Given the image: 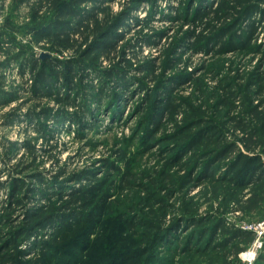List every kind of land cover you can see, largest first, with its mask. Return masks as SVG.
Wrapping results in <instances>:
<instances>
[{
	"label": "trees",
	"instance_id": "16d2710c",
	"mask_svg": "<svg viewBox=\"0 0 264 264\" xmlns=\"http://www.w3.org/2000/svg\"><path fill=\"white\" fill-rule=\"evenodd\" d=\"M25 1L17 0V4ZM27 1L30 2V0ZM86 1L94 2L96 5L101 2V0H36L30 4V7L41 11L42 15L39 16L40 19L37 18L38 15H35L32 21L26 24V31L37 37L46 35L50 39L61 40L64 44L68 43L76 47L90 45L91 51L99 48L101 52L93 59L82 58V53L78 57L60 59L36 56L30 52L22 58L21 53L4 51L11 59L21 60L22 74L32 72L34 76L31 92L33 97L40 100L41 110H44L42 114L34 113L38 115V123H35L33 128L43 132L42 137L47 141L54 138H52V131L45 126L44 120L53 116L54 108L42 105L43 98L54 97L53 101L56 103L63 104L66 101L74 104L76 100H70V97L76 94L77 99L86 91L84 81L88 76V68L97 67V63L101 62L100 55L111 48L114 39H122V33L118 31L119 27L128 26L129 20L135 23L145 21L134 14L144 0H133L120 15L112 14L103 17L96 10L97 6L91 9L85 8L83 4ZM146 1L150 3L149 15H155L159 11L156 0ZM108 9V6L104 7V10ZM174 13L175 16L168 13L169 18L182 19L191 24H181L179 28L181 33L173 38L170 46V48L173 47L171 48L173 55H167L168 61L164 70L158 71L159 67L155 66L154 62H149L144 68L147 71L145 77L152 76L156 88L146 93L148 87L144 82L129 75L133 63L130 59H125L123 62L127 65L126 68L115 66L110 70H104L103 75L100 74V78L103 77V81L100 82V91H104V96L109 97L105 103L106 108L109 111L112 109L115 111L118 107L117 103H123L127 93L131 95L139 89H144V97L152 98L149 117L146 119L145 127L141 129V139L146 142L145 145H151L159 140V138L150 137L153 129L167 130L169 125L173 128L162 137L163 141L167 142L166 151L171 153L166 154L167 157L160 164L159 174H163L162 180L169 186H181L184 189L188 188L195 179L204 181L209 179L213 183H224L227 185L224 191L214 195L215 199L221 198L219 207L226 210L230 208V204H233L235 210L242 212L245 216L257 213L262 217L264 216V161L262 159L264 154V68L261 70L258 66H254L252 70L242 69L241 60L237 62L233 56L252 53L261 54L264 59V44L258 42L260 36L258 31L264 27L261 24L264 16V0H181L180 6L175 8ZM136 25L141 24H134ZM183 25H189L191 28L183 30ZM143 37L145 42L157 43V40L163 37V33L152 30ZM9 40L10 38H4L6 43L0 44V50L5 44H11ZM186 48L195 54L209 53L215 61L203 66L204 72L195 75L188 71L187 63L183 60V49ZM226 55H230V59L224 57ZM183 63L185 66L181 68ZM168 72L173 75L169 76ZM232 72L234 74H231ZM108 79L120 81L117 90L112 88L113 90L107 91L109 90ZM134 80H137L138 88L132 89L130 85ZM187 82L194 87V90L186 98L178 100L174 88ZM61 88L68 90V94H62ZM74 88L76 90L73 92ZM25 89L28 91L27 87ZM4 92L6 91L0 89V94ZM64 95L67 96L64 97ZM11 99L14 98L5 100L3 103L6 104ZM81 106L83 113L91 112L89 104L82 102ZM66 113L64 109L54 110V115L66 117L69 115ZM86 121L84 117L80 119L81 128L89 123ZM230 131L233 134L239 131V141L245 151L242 147H238L236 141L233 142L226 136V133ZM8 147L11 149L10 153L13 152L16 150L17 142L10 141ZM24 147L33 152L37 150L36 145L30 141L25 142ZM234 150L238 151L236 157L226 161L225 158H228ZM125 159L127 164L124 167L114 164L113 169L120 173L121 168L127 167L125 181L128 180V183L134 174H128L132 164L131 158ZM179 171H185V181L180 179L183 176L178 175ZM59 176L60 172L48 179L39 175L37 180L49 187L53 185V180L55 183L56 180L59 181ZM87 177L89 176L79 177L76 180L78 186L67 193V198L60 199V204H51L46 209L44 205L27 209L24 223L16 227L12 223L14 220L12 212L22 203V198H19L20 194L17 193L25 187V181L23 178H15L11 184V197L18 198H16V205H13V201L10 200L5 204L1 202L0 205V226L9 227L6 230L7 240L0 246V264H56L53 257L56 253H59L60 261L63 258L60 264L72 262L70 252L64 248L67 242L63 241L60 233L63 230L71 231L74 224L82 222L83 226L76 229L73 241L88 242L96 222L105 219L108 214L117 215L114 213L116 210H113L115 197L113 198L110 185L104 187L106 181L95 174H92L90 179ZM111 184L117 187L116 182ZM155 184V190H150V194L157 192L161 187L158 177L151 183V185ZM233 188L238 192L231 190ZM31 191V198H35L37 194L45 196L42 188L35 187ZM158 195L159 191L155 193V196L153 195L155 198L151 205L153 217L145 218L142 215L131 214L122 217V222L129 233L134 232L135 226L157 230L158 232L153 231L152 235H148L152 246L155 244V247H158L161 243H167L170 244L168 246L170 248L172 238L177 237L178 231L187 226V223L200 226V237L203 239L205 235H208V238L202 244L200 242L201 245L196 241V248H193L194 234L186 235L183 239L182 251L179 252V246L172 248L179 254L189 250L195 252L206 250L214 245V248L224 251L225 258L229 261L231 256L237 258L245 248L235 242L236 239H244L246 244L253 240L252 232L235 227L232 222L227 221L223 212L219 215L208 213L205 216L185 213L181 218L168 220L169 212L166 208L168 204L163 196ZM188 205L189 202L184 201L181 207L188 210ZM49 227L54 229L53 234L50 233V240L41 239L32 242L33 244L29 246L30 249L35 250L33 259L36 261L24 260L23 250L10 249L11 245L20 246L25 238H30L32 234L38 235L39 231H46ZM218 236L222 237L219 242H217ZM168 239L170 242H167ZM130 240L133 246L126 247L124 251L122 247L116 248L119 251L112 257L111 262L117 261L119 259L117 257L124 260L130 256L140 257L151 252L150 248L145 252L144 247L141 246L143 238L137 232L131 235L128 241ZM59 241H62V245ZM229 245L232 246L230 249L227 248ZM98 258L91 257L85 264H94L98 262ZM165 259L150 253L145 264H165ZM254 264H264V245Z\"/></svg>",
	"mask_w": 264,
	"mask_h": 264
},
{
	"label": "rangeland",
	"instance_id": "374dc122",
	"mask_svg": "<svg viewBox=\"0 0 264 264\" xmlns=\"http://www.w3.org/2000/svg\"><path fill=\"white\" fill-rule=\"evenodd\" d=\"M34 1L36 0H30V2L26 0L21 4H17V0H0V44L6 43L4 38H10L8 42H11V44L8 43L9 45L5 44L4 48L0 50V76H3V78H0V89L6 91L0 94V185H2L0 187V205L1 202L5 204L8 200L13 201V205H16L17 197L15 196L14 199L11 197V184L15 178H23L25 181V187L17 193L20 194L19 198H22V203L18 209L12 212L14 226L24 223L27 209H33L37 205H44L46 209L51 204H60V199L67 198V193H70V190H75V186H78L76 180L79 177L87 175L92 178V174H95L106 181L104 187L110 185L111 190H113V198L115 197L113 210H116L114 213L117 215L108 214L105 219L96 222L94 232L88 242L75 243L73 241L76 229L83 226L82 222L74 224L73 230H63L60 233L63 241L67 242V245L64 246L65 250L70 252L72 262L69 264H85L91 257L98 258V256V262H94V264H145L147 258L150 257V253H154L160 258H166L165 264H254L264 245V229L250 230L247 226L250 225L253 226L252 228H256L264 221V216L261 217L257 213H250L245 216L242 212L236 211L233 204H230V208L226 210L219 207L221 198L215 199L214 195L224 191L227 186L224 183H213L209 179L205 181L195 179L186 189L181 186L172 187L167 185L162 180L163 177L161 176L163 174H159V171L161 169L160 164L167 157L166 154L171 153L166 151L167 142L163 141L162 137L171 132L173 128L169 125L166 128L167 130L164 128L153 129L150 137L159 138V140L151 145L146 146V142L141 139V129L145 127L146 119L149 117L150 113L148 114V112L152 98H145L144 89H139L135 94L130 95L127 93L123 103L118 102L117 109L109 111L105 104L109 97L104 96V91H100V82L103 81L100 74L103 75L104 70H110L115 66L126 68L127 65L123 62L125 59H130L133 63L129 75L131 74L135 79L142 80L149 88L145 87L146 93L156 88L152 76L145 77L147 71L144 68L149 62H154V65L159 67L158 71L164 70L168 61L167 55H173L171 50L173 47L170 48V46L173 38L181 33V29L179 30L181 24H191L184 22L182 19L169 18L168 13L175 16V8L180 6L181 0H156L159 11L152 16L149 15L150 3L146 0L141 1L138 10L134 14L145 21L143 23H135L132 20L127 21L128 26H121L118 29L122 33V39H114L111 48L100 55L99 61L101 62L97 63V67L88 68L86 65L89 71L84 81L86 91L79 95L77 99L76 94L70 97V100H76L74 104L66 101L63 104L56 103L53 101L54 97L43 98L42 105H49L54 110L64 109L67 111L66 114H69L62 117L58 114L54 115L53 110V116L44 120L45 126L52 131V138H54L48 141L42 137L43 132L41 133L33 128L34 124L38 123V115H34V113L39 112L38 114H42L44 110H41L40 100L33 97L31 92L34 76L32 72L22 74L21 60L11 59L4 51L21 53L22 58L30 52L36 56L45 54L47 57L60 59L78 57L82 53V58L93 59L101 50L98 48L91 51L90 45L76 47V45L64 44L61 40L55 41L46 35L37 37L33 33H27L26 24L31 22L35 15H38L37 18L39 19L41 18L39 16L42 15L41 11L30 7V4ZM132 2L133 0H101L96 5L94 2L86 1L83 6L87 9L97 6L96 10L103 17L122 14L124 9L130 6ZM105 6H108L109 9L104 10ZM262 19L261 24L264 26V16ZM134 24L141 25L134 26ZM188 28L191 27L183 25V30ZM152 30L163 33V37L157 40V43L145 42V37H143V35L151 33ZM258 32L260 33L258 42L264 44V27L260 28ZM183 52V60L187 63L188 71L195 73V75L204 72L203 66L215 61L209 53L206 55L203 53L195 54L189 48L183 49ZM224 57L230 59V55ZM233 59L237 62L241 60L242 69L245 70H252L254 66H258L261 70L264 68V59L261 54H243L242 56H233ZM184 66V63L181 64V68ZM168 74L170 76L172 73L168 72ZM118 82L120 81L117 80L116 82L115 79H108L107 88L109 90H106L111 91L112 88L117 90ZM132 83L130 85L132 89L138 88L137 80ZM26 87L28 91H25ZM75 90L74 88L73 92ZM174 90L178 100H180L189 96L194 87L187 82L181 83ZM61 91L62 94H68V90L65 88H61ZM66 96L64 95V97ZM10 98L14 99L6 104L3 103V101ZM82 99L87 101L84 102ZM82 102L91 106L89 114L87 112L83 113ZM83 117L84 121L88 120L86 122L89 123H86V127L81 128L80 119ZM236 132V134H233L230 131L226 133V136L233 142L236 141L238 147H242L238 137L240 133L239 131ZM10 141L17 142L16 150L11 153V149L8 147ZM28 141L36 145V151L33 152L24 147L25 142ZM242 150H244L243 147ZM237 152V150H234L225 160H232L236 157ZM127 157H130L132 162L128 174H134V177L128 183V180L125 181L127 167L125 169L121 168L120 173L113 169L114 164L124 167L127 164L125 159ZM262 159L264 161V154H262ZM58 172H60L59 181L56 180L55 183L53 180L52 186L47 187L45 183L37 180L39 175L48 179L53 178V174ZM178 175L183 176L180 179L185 181V171H179ZM157 177L161 184V187L158 188V196H163L167 202L166 204H168L166 207L169 212L168 220L181 218L185 213L189 215L198 214V216L199 214L205 216L208 213L212 215L225 213L227 221L232 222L235 227L253 233L252 242L246 244L244 239H236L235 242L240 243L245 248L237 258L231 256L228 261L225 258L224 251L214 248V245L206 250L196 252L189 250L179 254L184 248L183 239L186 235L194 234L193 248H196V241L202 244L207 240L208 235H205L206 237L204 236L203 239L200 237L201 228L198 225L193 226L187 223V226L178 231L177 234L179 235L172 238L170 248L168 247L170 244L167 243H161L158 247H155V244L152 246L148 235H152L155 230L135 226L133 233L137 232L143 238V245L141 246L144 247L145 252L149 248L151 252L140 257L130 256L124 260L117 257L119 258L117 261L111 262L112 257L119 251L116 248L122 247L124 251L126 247L133 246L131 240L128 241L133 233H129L126 225L122 222V217L129 214L142 215L145 218L153 217L151 205L155 199L153 197L158 191L153 194H150L149 191L156 187L157 183L155 185H151V183ZM113 182H116L117 187L112 186L111 183ZM123 184H125L124 187H122ZM35 187L42 188L45 196L37 194L36 199L31 198V190ZM231 190H234V188ZM234 191L238 192L237 190ZM184 201L189 202L188 210L182 208ZM118 215L121 217H118ZM8 228L7 226H0V246L7 240L6 230ZM53 230V227H49L46 231H39L40 234L38 233V235L32 234L30 238H25L20 246L11 245L10 249L23 250L25 253L23 259L34 262L36 261L33 259L35 250L30 249L29 246L34 241L50 240V233L53 234ZM221 238L218 236L217 242ZM59 242L62 245V241ZM167 242H170V240L168 239ZM173 246H179V252L172 250ZM231 247L229 245L227 248L230 249ZM79 249L81 250L80 253ZM58 255L59 253H56L53 256L56 264H60L63 260L62 258L60 261Z\"/></svg>",
	"mask_w": 264,
	"mask_h": 264
},
{
	"label": "built area",
	"instance_id": "2783aa9c",
	"mask_svg": "<svg viewBox=\"0 0 264 264\" xmlns=\"http://www.w3.org/2000/svg\"><path fill=\"white\" fill-rule=\"evenodd\" d=\"M253 226H250V225H248L247 226V228L248 229H250V230H252V229H254V230H259V229H264L263 227H264V221L263 222H261V224H259L256 228H252Z\"/></svg>",
	"mask_w": 264,
	"mask_h": 264
},
{
	"label": "water",
	"instance_id": "95a60500",
	"mask_svg": "<svg viewBox=\"0 0 264 264\" xmlns=\"http://www.w3.org/2000/svg\"><path fill=\"white\" fill-rule=\"evenodd\" d=\"M41 56H42V57H44V56H45V54H42Z\"/></svg>",
	"mask_w": 264,
	"mask_h": 264
},
{
	"label": "bare ground",
	"instance_id": "6f19581e",
	"mask_svg": "<svg viewBox=\"0 0 264 264\" xmlns=\"http://www.w3.org/2000/svg\"><path fill=\"white\" fill-rule=\"evenodd\" d=\"M251 257H252V255H251Z\"/></svg>",
	"mask_w": 264,
	"mask_h": 264
}]
</instances>
